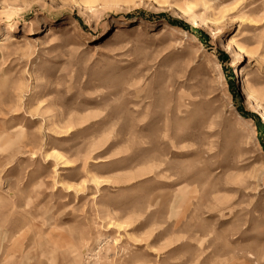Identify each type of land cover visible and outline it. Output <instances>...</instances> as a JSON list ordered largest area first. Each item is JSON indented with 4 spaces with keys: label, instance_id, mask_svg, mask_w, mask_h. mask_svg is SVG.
<instances>
[{
    "label": "rangeland",
    "instance_id": "1",
    "mask_svg": "<svg viewBox=\"0 0 264 264\" xmlns=\"http://www.w3.org/2000/svg\"><path fill=\"white\" fill-rule=\"evenodd\" d=\"M263 112L264 0H0V264H264Z\"/></svg>",
    "mask_w": 264,
    "mask_h": 264
},
{
    "label": "bare ground",
    "instance_id": "2",
    "mask_svg": "<svg viewBox=\"0 0 264 264\" xmlns=\"http://www.w3.org/2000/svg\"><path fill=\"white\" fill-rule=\"evenodd\" d=\"M242 90H243V92L245 93V88H243ZM261 114H262V118L264 119V112L261 113Z\"/></svg>",
    "mask_w": 264,
    "mask_h": 264
}]
</instances>
